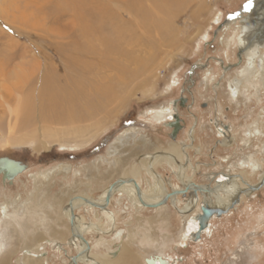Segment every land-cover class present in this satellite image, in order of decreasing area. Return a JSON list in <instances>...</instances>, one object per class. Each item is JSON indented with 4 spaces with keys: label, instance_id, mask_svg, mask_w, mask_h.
<instances>
[{
    "label": "rangeland",
    "instance_id": "rangeland-1",
    "mask_svg": "<svg viewBox=\"0 0 264 264\" xmlns=\"http://www.w3.org/2000/svg\"><path fill=\"white\" fill-rule=\"evenodd\" d=\"M100 1L111 4L123 21L127 19L133 24L140 41L125 48L135 49L134 57L137 55L135 58L142 62L113 54L106 56L103 64V47L93 41L98 53L87 55L88 64L84 66L95 68V73L85 76L83 83L99 100L103 96L108 98L89 117L51 121L42 116L37 99L42 78L64 82V75H73L80 79L77 66L81 60L76 57L81 59L77 50L86 43L80 32L85 15L82 13L79 21L72 12L53 11L61 6L62 1L58 0H0V131L7 139L0 144V157H10L26 165L11 183H0V232L4 235L0 251L8 258V264H25V249L39 253L40 264H70V258L78 254L77 248L67 242L70 237L50 238L48 232L54 218L61 215L73 197L97 200L104 189L117 182L121 175L114 171L116 159L130 155V164L137 165L136 172L125 175L132 176L141 190L147 191L155 185L151 171L163 178L166 191L176 187L172 172L175 167L162 160L150 168L148 161L153 156L170 154L181 161L179 149L173 147L172 141L185 145L187 132L194 127V148H186L189 158L186 164L191 165L186 173L194 181L204 182L206 178L201 173L207 169L224 168L222 156L234 151L236 157L228 164L233 168H237L234 161L249 155L262 161L263 156L254 147L264 144V138L252 140L247 149L241 145V135L264 108V84L258 86L257 92L241 89L235 101L227 93V81L238 77L237 69L243 65V59L238 60V41L223 43L232 33L224 29H239V19L248 13L239 14L241 18L232 15L248 0H187L176 14H171L175 29L169 38L156 29L146 30L139 18L118 8L126 0ZM146 6L149 8V2ZM149 9L153 15H159L155 8ZM110 78L116 86L108 89L106 95L99 96L88 86L89 81L108 86ZM209 79L212 80L208 82ZM182 96L185 99L178 103ZM166 107L184 120L183 130L174 137L165 118H155L162 112L160 109L166 112ZM216 115L228 124L240 144L228 149L217 146L213 126ZM141 145L142 151L137 149ZM199 147L200 152L196 150ZM116 148V154H110ZM48 172L49 178L45 179L42 174ZM247 178L250 183L256 181V177ZM118 189L119 186L106 205L115 215L109 230H90L83 236L87 242L85 248L89 245L85 252L92 258L93 254L113 256L124 242L138 255V264H147L145 260L152 256H162L169 264H264V184L239 200L234 198L226 211L207 221V230L204 228L196 241L184 238L183 232L198 229L193 224L198 223L193 220L199 213L198 201L184 209L179 200L170 198L162 204H168L167 220L158 223L157 208L138 206L124 190L118 192ZM33 195L38 196L39 202L46 201L36 207L35 214L27 216L24 204H30L32 210ZM100 211L80 206L73 213L83 225L101 218L98 224L104 221L102 224L108 229L106 217ZM61 220L68 223L63 217ZM23 223L26 226L22 229ZM37 234L40 240L34 241ZM162 243L160 249L150 247ZM78 264L92 262L86 258Z\"/></svg>",
    "mask_w": 264,
    "mask_h": 264
},
{
    "label": "bare ground",
    "instance_id": "bare-ground-1",
    "mask_svg": "<svg viewBox=\"0 0 264 264\" xmlns=\"http://www.w3.org/2000/svg\"><path fill=\"white\" fill-rule=\"evenodd\" d=\"M58 1H62L61 6H60V8L55 7L56 9L53 11H59L61 9V11H66V12H70V13L72 12V14L75 15V17L77 19H79V21L81 19L82 13L85 15L82 19L83 21H81V23H80V26L82 28V29H80L81 30L80 32L82 35L81 34L80 35L83 38H85L86 43L83 44L82 46H80L82 50L80 48H79V50H77V53L78 54L80 53L82 55V56L80 55L81 59L76 57L79 61L81 60V62H79V64H78L79 66H77L80 68V73H79L80 79L79 78H73V75L72 76L71 75H64L63 76L64 82H61L60 80H57V79L54 82L53 78L47 77V76H44L42 78V85H41V88L38 92V95H37L38 98L37 99H39V105L41 107L42 116H45L46 119L48 118L51 121L64 120L65 118L70 119V120H74L75 117L76 118H84L86 116L89 117L91 114H93L94 110H97L99 108L101 101H104L105 99L108 98V96H103L101 98V100H99L97 98L98 96H96L92 92L88 91V89L84 86L86 84L83 83L85 76L92 75L95 73V68H87L86 66H84V65L88 64V60H86L87 55H90V54L96 55L98 53L96 46L93 44V41H96V43L98 42V44H100L103 47V51H102L103 54L101 56V60H102L101 63H103L104 61L106 62L107 58L113 54H116L119 57H127V58L130 57L129 59H136L140 62V64L142 62V60L139 57L135 58V57H137V55H135V57H134L133 52L135 49H133L132 47L125 48L127 45L131 46V44L134 41H136V42L140 41L138 39L136 32H135V29H132L133 24L130 22V20L127 21V19L123 21L122 20L123 18L120 15H118L117 12L114 11L115 9H113L111 4H107L108 2L105 3V1H103V0H102L103 2H101L100 0L99 1L98 0H58ZM93 1H94V3H93V5H91V3ZM186 1L187 0H126L120 5V7H118V5L116 7L122 9L125 13H129V14L133 15L134 17H137L136 19L139 18L140 25L142 23L143 27H145L146 30L156 29V30H158V33L160 32L164 37L169 38L173 35L174 29H175L174 23H173V18H171V14L172 13L176 14L177 11H179L182 8V6L186 3ZM147 2H149V5H150L149 8L150 7L155 8L157 10L156 13H159V15L158 14L157 15L152 14L153 12H151V10L148 8V6H146ZM0 6H2V5H0ZM261 7L262 6H257V8L249 11L248 15L243 17V18H241V16H239V15L237 17H235V18H241V19H239V29H224V32H226L228 30L232 31L231 35L228 34L227 40H225L224 42L222 40V42L225 45H228V43L235 44V41L237 40V38H239V46H241L240 50L243 51V55H244V58L246 61L245 65L239 70L240 73H242V74L243 73L252 74L254 72V69L257 66V64L254 61L255 57L257 56L258 51L260 53V50L264 49L263 37L262 38L258 37V38L252 39L255 32L260 34L261 32L264 31V10ZM120 12H119V14H120ZM173 15H172V17H173ZM217 20H219V17H217ZM216 23H217V21H216ZM138 27L140 28V26H138ZM91 28H93V29H91ZM76 42H77V40H76ZM135 44H138V43H135ZM136 46L138 48V45H136ZM83 54H84V56H83ZM106 56H108V57H106ZM144 66H146V65H144ZM46 73H49V71ZM237 73H239V72H237ZM249 76H252V75H249ZM106 78H108V77H106ZM88 80H90V79H88ZM107 83H109V85L105 86V85H101L100 83L96 84L92 81H89L88 86H89V88H93V90L99 96H101V95H106L108 89L114 88L116 86L114 81L111 80V78L109 79V82H107ZM231 86L233 88L232 89V95L234 97V93L237 90H235V87L233 86V84H231ZM169 107H166V109H165L166 112H164L163 108L160 109V111L162 110V112L159 113V115H157L155 118L156 119H164L165 118L164 120H166V121L168 119H170L172 116V113H171L172 110L170 111ZM256 131H257V134L259 135L260 131L258 129H256ZM6 141H7L6 137L0 131V144L5 143ZM221 143L225 144L226 143L225 139H224V141H221ZM174 144H173L174 148L178 147L177 145H174ZM178 145H180V144H178ZM115 147H117L119 149L123 148L121 146H119V147L115 146ZM117 148L114 151H111L110 154H112V155L116 154V151H118ZM137 149H140V151H142V149H143L142 145L139 147L137 146ZM144 149H146V148H144ZM128 155H129V153H128ZM156 157H159V156H153L150 159V161H148V166L150 168L154 167V166L156 167V165H158V163L161 164L162 160H163L162 163H167L169 165H173V160H172L171 156L166 157V155H165V157H160V158H156ZM143 160H145V159H143ZM114 163H115L113 165V166H115L114 171L119 173L121 175V177L117 180L115 185L112 187L111 195L113 194L114 190H116L117 186H119V189L117 191L119 192V191L124 190L131 199L136 201L135 203H137L138 206H140V205L145 206L146 204L153 205L159 201L163 202L164 198H166V195L168 192L164 188V186L162 184L163 178L161 179L159 174H155L154 172L151 171L150 177L153 178V182L155 185L153 187H151L149 190L146 189L147 191L140 189V192L138 193L136 185L132 182V180H133L131 178L132 176L127 177L125 175V174H129L130 171L132 172V174H134L136 172L137 165H135L133 163L130 164V155L128 157L123 156L119 159H116ZM250 163H251V166H253L252 167L253 171H259V169L261 168V164L257 163L256 160H254V159H251ZM149 167H148L147 171H150ZM42 176L45 179L49 178V172L46 174H42ZM180 176L181 177L183 176V170L181 171ZM263 176H264V173L259 174L260 180L263 178ZM221 177H222L221 180L225 179L224 174L221 175ZM221 180H219V181H221ZM190 185L193 186V184H190ZM231 185H233V184H231ZM108 188H106L102 191L101 195L99 196V198L97 200L96 199L90 200V198L81 197V196H76V197H73V199L69 200L67 205H65L64 208L62 209L61 215H58L56 220L54 218V223L52 224V229L49 230L48 234H50L49 235L50 238H57V239H61V240H64L67 237H70V239L68 238L67 242L70 241V243L77 248V251H78V255L76 256L77 263L80 261H84V259L88 258L92 262V264H138V262H139L138 255L136 253H134L128 247L127 244H124V242L118 246L116 253L113 256H108V257L106 256L105 257V255L99 256L97 254H95V255L93 254V258H92V255L85 252L86 242L83 241L82 239H79V236L83 237L84 234L90 230L107 232L109 230V227L114 223L115 215L113 214V212L111 210H107L106 206H104L105 196L108 192ZM229 189L233 190V186L230 187ZM210 192H212V191H209V193ZM214 192L217 195H219V193H220V192H216V191H214ZM35 193L39 194V192H35ZM210 194H212V193H210ZM230 194H231V192H230ZM227 195L229 196V194H227ZM194 196H195V194H194ZM223 197L218 196V198H217L218 202H222V204L228 205L230 203V197H227L226 195H225V198H223ZM175 198H176L175 196H172L173 200ZM30 201H32V205H33L32 210H31L32 206L30 204H29V206L27 203L24 204V205H26L24 213L27 216H30L31 214H35L36 207L41 206L46 201V199L39 202L38 196L34 197V195H33V198ZM196 201H197L196 196L192 197L189 200L188 204H186L184 206V209L191 208L192 205L196 204ZM92 203H95L97 205L99 204L102 206V207H95V208H98L99 210H101L100 213L101 214L103 213V215L106 217L105 219H106V224L108 225V229L104 228V225L102 224L104 221L102 223L98 224V222L102 221L101 218H99L98 222H95V223L91 222L88 225L87 224L83 225V223H81L80 217L74 215L73 212L77 207H80V206L94 207V205ZM167 206H168V204L166 203V205H164V206L160 205V206L156 207L157 210L160 211V213L157 215L158 216V219H157L158 223L160 221L167 220V215H166V213H167L166 209L168 208ZM162 211H164V212L162 213ZM14 212H15V210H14ZM61 217L65 218L66 221H68V223L61 220ZM70 217L72 218V225L70 222ZM13 220H14V222L18 223L16 218H14ZM52 220H53V218H52ZM193 220H195V219L193 218ZM196 223L197 222L194 221L193 224L196 226V228H198V223L197 224ZM80 224H82L83 226H81ZM154 225L152 224V226H154ZM25 226L26 225L24 223L22 225L20 224V227L22 229ZM207 226H208V224H207ZM164 227H166V226H164ZM13 229H15V227ZM46 230H47V228H46ZM190 230H192V229L190 228V229H188V231L183 232L184 238H186L189 233H194L193 231L190 232ZM193 230H194V226H193ZM206 230H207V228H206ZM202 233H204V230ZM72 234H73V236H72ZM146 234H147V232H146ZM156 235H157V233H156ZM134 236H135V234H134ZM3 237H4V235L1 234V232H0V244L3 242ZM33 237H34L33 238L34 241H36V239L40 240V236L38 234L33 236ZM166 238H168V237H166ZM147 240H148V237H147ZM147 240L146 241L142 240V242L144 244H146V243L149 244V242H148L149 240L148 241ZM166 241L168 242V240H166ZM39 245L40 244H38V246ZM162 246H164V243H162L161 245H157V244L152 245L150 247H152L154 249L155 248L160 249ZM24 251H25V258H26L25 264H40L39 262H41L42 258L39 255V253H36L30 249H25ZM0 253H1V251H0ZM2 254L3 253L0 254V264H8L7 263L8 258L5 256L3 257ZM106 255H109V254H106ZM151 258L154 260L152 264H160L158 259L159 258L163 259L162 256H152ZM165 260L167 261V262H165V264H169L170 261L168 259H165ZM145 262H146V260H145ZM70 264H72V262Z\"/></svg>",
    "mask_w": 264,
    "mask_h": 264
},
{
    "label": "flooded vegetation",
    "instance_id": "flooded-vegetation-1",
    "mask_svg": "<svg viewBox=\"0 0 264 264\" xmlns=\"http://www.w3.org/2000/svg\"><path fill=\"white\" fill-rule=\"evenodd\" d=\"M263 39H264V36H263ZM237 41L239 43V38H237V40L235 41V44H237ZM239 48H240V46H239ZM237 54H238V60L239 61H241L243 59V65H240V67H238V69H237V72L240 73L239 70L245 65L246 61H245V58L243 55V51L238 49ZM254 61L257 64V66L254 69V72L252 74H247V73H243V74L240 73L239 74V73H237L238 77H234L231 80L227 81V93H228L229 98L231 100L235 101V99L239 95L241 89H244V91H246V92L249 89H255V92H257L258 86L260 87L262 85V83L264 84V74L262 73V69H263V65H264V49L260 50V53L258 51V54L255 57ZM249 75H252V76H249ZM211 80L212 79H209L208 82ZM231 84H233V86L235 87V90H237L234 93V97L232 95V89L233 88H232ZM184 99L185 98L182 96L179 99L178 103H182ZM174 103H176V102L174 101ZM171 113H172L171 118L168 119L165 122V124L167 126H168V124L172 125V127H170V132H171V137H174L176 134H178L180 131L183 130L184 120L177 113H174V112H171ZM217 114H218V112H217ZM213 126L216 128L215 134H216V137L218 138V140H217V146L218 147H220L221 149H228L229 147H231V148L234 147L233 145H236V143L240 144V142L235 141L234 135L231 133L232 130H230L231 128L228 126V124L222 122V120L220 119V117L218 115H216V118L213 121ZM194 128L192 130H188L187 136H186L188 142L185 145L181 146V145H178V143H176V142H174L175 144L172 142V145L174 144V145L178 146L177 147L179 149V155L178 156H179V159L181 158V160H183V161L181 162L180 160H178L177 156L175 157V155H173V154L168 155V156H171L172 160H173V165H169V164L168 165L171 168L175 167V168H172V172H173L174 177L177 181V186L174 188H171V190L168 189L169 191L167 190L168 195L171 194V196L167 197L168 196L167 195L166 201L168 202L170 200V198H172V196H175L176 197L175 199L179 200L180 205L183 206V205L188 204L189 200L192 197L196 196V199H197L198 204H199L198 205L199 213H197V214L205 217L206 214H204L202 209H206L209 212V216L207 219V221L209 222L213 216H215V215L219 216L224 211H226V209L232 205V200L234 198H238V200H239V198H241L242 196L249 194V193L250 194L253 193L254 190L260 188L261 185L264 184V176L261 180L259 178V174L264 173V171L262 170V165H263L262 161H264V144H261L260 146L257 145L254 147V149L258 150L259 153L263 156L262 161L260 159H258L257 157H253L252 155H249L247 158H244V159L239 158V159H237V162L234 161V166H237V168H233V166L228 165V164L232 161V159H234V157H236L235 151L233 153H229L230 155L225 154L222 156L223 159L221 160L222 164L224 165V168H220V169H216V170L207 169L205 172L201 173V176L206 178V180L202 183H198V182L194 181L193 179H191L189 176H187V173L185 171V170H187L188 167H191V165L188 164L189 158L186 155L187 154L186 148L187 149L188 148H194V136H193ZM256 129H258L260 131L259 135L257 134ZM241 136H242L241 139L243 140V142L241 141V145H243V147L245 146L247 149H250L249 146L252 143V140H259L261 138H264V108H262L260 110L257 119L251 125H249L248 127H246L243 130V133ZM224 139H225L226 143L222 144L221 141H224ZM196 150L197 151L199 150V152H200V147L196 148ZM181 156H183V158ZM251 159H254V160H256L257 163L261 164V168L259 169V171H253L252 170L253 166H251V163H250ZM186 162H188L187 163L188 165L186 164ZM182 170H183V176L181 177L180 173ZM194 171H196V169ZM244 172H246V173H244ZM223 174L225 176V179L221 180V178H222L221 175H223ZM244 175H246V176H244ZM247 177H256V181L253 183H250ZM219 180H221V181H219ZM0 183H2L1 178H0ZM190 184H193V186H191ZM231 184H233V185H231ZM137 185H138V183H137ZM232 186H233V190L229 189ZM255 186H257L258 188ZM209 191H212V192H210L212 194H210ZM214 191L220 192L219 195L215 194ZM230 192H231V194H230ZM194 194H195V196H194ZM227 194H229V196ZM225 195L227 197H230V203L228 205L222 204V202H218V200L214 201V197L217 199L218 196L219 197L224 196L223 198H225ZM181 201H183V202H181ZM197 201H196V203H197ZM237 202L238 201H236V203Z\"/></svg>",
    "mask_w": 264,
    "mask_h": 264
},
{
    "label": "water",
    "instance_id": "water-1",
    "mask_svg": "<svg viewBox=\"0 0 264 264\" xmlns=\"http://www.w3.org/2000/svg\"><path fill=\"white\" fill-rule=\"evenodd\" d=\"M249 2V0L246 2V4ZM245 4V5H246ZM244 5V6H245ZM257 6H262L261 8L264 10V0H251V7L248 8V10H245V7H243L238 13H235L232 15V18H235L237 17L239 14H241V12L244 14V13H248L249 11L257 8ZM264 36V31L261 32L260 34L258 33H254V36L252 37V39L254 38H258V37H263ZM169 127H172L171 124H168ZM26 168V165L21 162V161H18V160H14L10 157H0V178H1V182L3 184H6V183H11L12 180L14 179L15 176H17L19 173L23 172ZM132 182L136 185V188L138 190V193L140 192V188L139 186L137 185V183L135 181L132 180ZM116 182L112 183L109 188H108V192L105 196V203H104V206L107 205V203L109 202L110 200V197H111V192H112V187L115 185ZM258 188V187H257ZM171 196V194H169L167 197ZM166 197V198H167ZM166 198H164L163 202H160V203H156V204H153V205H149V204H146L145 206L146 207H151V208H156L162 204L165 203L166 201ZM94 205V207H102L101 205H97L95 203H92ZM202 211L204 212V214H206V216H202V215H195L193 218L195 220L198 221V229L196 232L194 233H189V235L187 236L188 237V240H191V241H196L199 239V236L201 235V233L203 232V229L207 226V219H208V216H209V212L206 210V209H202ZM70 222H71V225H72V218L70 217ZM73 236V234H72ZM79 239H82L83 241H86L83 237L79 236ZM87 243V242H86ZM88 245V244H87ZM87 251L89 250V245H88V248L86 249ZM78 255V254H76ZM76 255L72 256L70 258L72 264H78L77 263V259H76ZM153 259L150 257L148 259H146V263L147 264H152L153 263ZM158 261L160 262V264H165V262H167L165 260V258H159Z\"/></svg>",
    "mask_w": 264,
    "mask_h": 264
},
{
    "label": "snow or ice",
    "instance_id": "snow-or-ice-1",
    "mask_svg": "<svg viewBox=\"0 0 264 264\" xmlns=\"http://www.w3.org/2000/svg\"><path fill=\"white\" fill-rule=\"evenodd\" d=\"M244 7H245V10H248V8L251 7V0H249V2Z\"/></svg>",
    "mask_w": 264,
    "mask_h": 264
}]
</instances>
